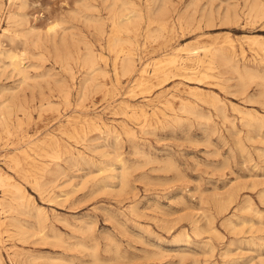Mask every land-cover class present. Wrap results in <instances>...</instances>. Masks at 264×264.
I'll use <instances>...</instances> for the list:
<instances>
[{"label": "rangeland", "instance_id": "obj_1", "mask_svg": "<svg viewBox=\"0 0 264 264\" xmlns=\"http://www.w3.org/2000/svg\"><path fill=\"white\" fill-rule=\"evenodd\" d=\"M0 1V32L9 26L4 47L23 50L22 65L30 66L21 74L0 56V102L8 105L11 129L1 126L0 168L29 197L26 209L0 214L9 227L0 264H264V49L251 39L264 43V0H134L141 28L137 37L122 31L119 45H130L131 36L138 68L148 63L152 71L175 47L183 54L191 46L225 45L240 69L255 75L241 81L217 59L215 77L202 84L169 73L139 87L135 75L113 74L107 33L100 38L97 30L101 19L110 31L108 17L128 12V0ZM10 10L19 25L8 21ZM163 18L169 27H160ZM54 21L61 26L46 32ZM90 49L107 56L105 77L88 72ZM30 158L49 171L28 170ZM11 215L27 225L24 232L10 225Z\"/></svg>", "mask_w": 264, "mask_h": 264}, {"label": "bare ground", "instance_id": "obj_2", "mask_svg": "<svg viewBox=\"0 0 264 264\" xmlns=\"http://www.w3.org/2000/svg\"><path fill=\"white\" fill-rule=\"evenodd\" d=\"M12 1L13 0H10L9 2L12 4ZM90 1V0H88ZM103 1V0H102ZM105 2V1H104ZM129 3H131L132 5V8H130V10L128 12H124V13H117L115 12L114 14H112L110 17L108 18H111V29L110 31H106V28H105V23L107 24V22L101 20V19H98L100 22L98 24V35L99 37H103V35H105V32L107 33L106 36V43H107V47L109 49V51H112L113 53V61H112V69L114 71L113 74H115L116 78L119 79L120 76H127V77H132V76H136L135 77V82L138 83V87L139 85H150L152 82H153V79L156 78H159L161 76H167L169 75V73H172L174 74L175 76L177 75H181V76H184L186 77L187 80H190V81H197L199 84H202L203 83V80L206 78V77H209V76H214L215 77V74H214V71H212V69L214 68L213 65H215L216 63V60L217 59H220L222 60V62L226 63V64H229L230 66H232V68L238 70L239 72V76H240V79L241 81H245L246 79H249L251 78V80L253 79V76H255L253 74V70L251 69H245V70H241L239 65H238V61L237 59L233 56V55H230L228 54L227 52L224 51V46L225 45H219L217 47H215V49L213 50V47H210L208 45H199V46H196V47H192L191 48H185L187 49L185 53H180L179 52V49L180 47H175L174 49H172L171 51H168V52H165L164 54L161 55V57L158 58L157 61H155V65H154V68L153 70L151 71V69L149 70L148 68V65H151V64H141V66L138 68L137 67V64H136V56H135V48L133 46H130L132 45V42L134 43V41L131 39V36H128V40L130 42V45L128 46H125V45H119V40H120V36L119 34L122 32V31H127V32H130V33H134V37H137L138 34H139V31H140V28H141V24H140V21L137 20V17L141 15V9L140 8H137L135 7L136 4H135V1L134 0H128ZM188 2V1H187ZM85 3V2H84ZM108 3V2H107ZM106 3V4H107ZM117 3V2H116ZM3 3L0 1V7ZM115 4V3H114ZM260 2H257L255 3L254 5H258V9L257 11L259 12L260 9H261V5H259ZM98 5V4H97ZM3 6V5H2ZM114 6V5H112ZM86 7V6H85ZM253 7V6H252ZM92 8V6H91ZM94 8V7H93ZM109 8V7H108ZM121 8V7H120ZM97 9V8H96ZM175 9V8H174ZM112 10V9H111ZM115 10V8L113 9ZM117 10V8H116ZM115 10V11H116ZM127 10V9H126ZM178 10V9H177ZM93 11V10H92ZM110 11V10H109ZM170 11V10H169ZM180 11V10H179ZM187 11V10H186ZM81 12V11H80ZM261 12V11H260ZM264 12V11H262ZM261 12V13H262ZM78 13V12H77ZM85 13V12H84ZM179 13V12H178ZM178 13L176 15H178ZM226 13V12H225ZM181 14V13H180ZM260 14V13H259ZM23 15V14H22ZM89 15V14H88ZM97 15V14H96ZM261 15V14H260ZM263 16V15H261ZM17 16H19V14L15 11V10H10L9 11V14H8V21H12V22H17L18 21V18ZM87 16V15H86ZM98 16L100 17V15L98 14ZM107 17V15H105ZM258 16V14H257ZM22 17L20 18V20H22ZM84 17V16H83ZM92 18V17H91ZM168 18V17H167ZM229 18V17H228ZM6 19V18H5ZM80 19V18H79ZM61 20V19H60ZM84 20V19H83ZM180 20V19H179ZM255 20V19H254ZM64 21V20H63ZM11 22V24H12ZM14 22V24H15ZM91 22V21H90ZM95 22V21H94ZM92 24V22H91ZM17 25L18 22H17ZM22 25V24H21ZM31 25V24H30ZM29 25V26H30ZM33 25V24H32ZM63 25V24H62ZM96 25V24H95ZM162 28H167L169 27L168 26V22L167 21H164V18H163V22H161L160 24ZM36 26V25H35ZM35 26H31L29 28V31L30 32H35L36 31V28H34ZM61 26V22L60 21H54V22H51L50 24H47V27L45 26V30L47 29L46 32H53V31H57V28ZM78 26V25H77ZM76 26V28H77ZM159 27V28H160ZM3 28V27H2ZM95 28V27H94ZM186 28V27H185ZM9 30V26L7 27H4V31L3 32H0V56H4L5 58H9V64L10 66H12L14 68V70H18V72L21 74L22 73H25L26 74V68H30L29 67H25L24 65H22L23 63V59H24V55H25V52L23 50L21 51H17L15 50V48L13 47H4V43L1 39L2 35L5 34V32H7ZM41 30V29H40ZM44 30V31H45ZM61 30L63 31V29L61 28ZM65 30L64 29V33H65ZM14 31V30H13ZM39 31V29L37 30ZM59 31V29H58ZM170 31V30H169ZM15 34L14 36H18V34H20L18 32V30H15L14 31ZM29 32V33H30ZM36 33V32H35ZM45 33V32H44ZM58 33V32H57ZM64 33H60V35H64ZM72 34L74 32H71ZM156 33V32H155ZM161 33V32H160ZM67 34V32L65 33V35ZM157 34V33H156ZM25 35H27L25 33ZM29 35V34H28ZM33 35V34H32ZM45 36V34H43ZM56 35V33H55ZM146 35V34H145ZM248 35V34H247ZM37 36V35H36ZM52 36V35H51ZM77 36V35H76ZM152 36V35H151ZM23 37V36H22ZM40 37V36H38ZM54 37V36H53ZM61 37V36H59ZM63 37V36H62ZM70 37V35H69ZM73 37H74V34H73ZM158 37V36H156ZM24 38V37H23ZM41 38V37H40ZM72 37H70L71 39ZM32 40V38H30ZM44 39V38H43ZM50 39V38H49ZM64 39V38H63ZM251 39H253L254 42H258V45L259 47L263 48L264 49V43L262 41H259V38L258 37H252ZM19 40V39H18ZM53 40V39H52ZM58 40V39H57ZM69 40V39H68ZM76 40V39H75ZM156 40V38H155ZM21 41V39H20ZM33 41V40H32ZM49 41V40H48ZM47 41V42H48ZM62 41V39H61ZM61 41L59 43V48H62L61 45ZM67 41V39H66ZM65 41V42H66ZM77 41V40H76ZM75 41V42H76ZM157 41V40H156ZM24 42V41H23ZM52 42V41H51ZM64 41H62V44H63ZM72 42V41H70ZM69 42V43H70ZM74 42V44H75ZM83 42V41H82ZM126 42V41H125ZM33 43V42H31ZM35 43V42H34ZM50 43V41H49ZM54 43V42H53ZM58 43V42H57ZM67 43V42H66ZM178 43V42H177ZM43 44V43H42ZM51 44V43H50ZM84 44V43H83ZM82 44V45H83ZM179 44V43H178ZM35 45V44H34ZM64 45V44H63ZM76 45L78 46V43L76 42ZM193 45V44H192ZM227 45H230L231 46H234L235 43L233 40H230L229 43ZM8 46V45H7ZM33 46V45H32ZM55 46V45H54ZM73 46V44L71 45ZM179 46V45H178ZM42 47V46H41ZM66 47L68 48V46L65 45V48L63 47V51L64 49H66ZM152 47V46H150ZM56 48V47H55ZM58 48V47H57ZM103 48V47H102ZM234 48V47H233ZM236 48V47H235ZM182 49V48H181ZM48 50V49H47ZM68 50V49H67ZM233 50V49H232ZM59 51V49H58ZM86 51V50H85ZM84 51V52H85ZM236 51V50H235ZM57 52V51H56ZM204 52V54H203ZM69 53V52H68ZM64 54V53H63ZM70 54V53H69ZM235 54V53H234ZM259 54V53H258ZM35 55V54H34ZM38 55V54H37ZM89 55V54H88ZM31 56V55H30ZM36 56V55H35ZM39 56V55H38ZM43 56V55H42ZM58 56V54L56 55ZM55 56V57H56ZM87 56V55H86ZM207 56V58L205 57ZM34 57V56H33ZM44 58V57H43ZM60 58V57H59ZM1 59V58H0ZM45 59V58H44ZM1 62V61H0ZM79 62V61H78ZM103 62L105 63V65L103 66ZM148 62V61H147ZM2 63V62H1ZM57 63V62H56ZM87 66H88V72H92L94 74V77L95 78H101V77H105L107 74H109V71L106 67L107 65V56L104 54L103 51H95L94 49H90V58L87 60ZM258 63V62H257ZM7 64V63H6ZM5 64V65H6ZM109 64V63H108ZM5 65L4 67L2 68H5ZM30 65V64H29ZM68 65V64H67ZM9 66V65H7ZM6 66V67H7ZM33 68H35L34 66H32ZM41 67V66H40ZM39 67V68H40ZM244 68V67H243ZM37 69V68H35ZM71 69V68H70ZM214 70V69H213ZM3 71V70H2ZM13 71V70H12ZM227 71V70H226ZM225 71V72H226ZM47 72V71H46ZM228 72V71H227ZM18 73V74H19ZM17 74V72H16ZM17 74V75H18ZM49 75V74H48ZM173 75V76H174ZM47 76V75H45ZM42 77V76H41ZM168 77V76H167ZM166 77V78H167ZM264 77V76H263ZM40 78V77H39ZM43 78V77H42ZM41 78V79H42ZM48 78V77H47ZM164 78V79H166ZM213 78V77H212ZM256 78V77H254ZM30 80L32 78H29ZM36 79V78H35ZM89 79V78H88ZM132 79V80H133ZM216 79V78H215ZM221 79V78H220ZM218 79V80H220ZM262 79V78H261ZM27 80V79H26ZM36 81V80H35ZM58 81V80H57ZM56 81V82H57ZM158 81V80H157ZM64 82V81H63ZM254 83V81H252ZM21 83V81H20ZM25 83V81H24ZM48 83V82H47ZM80 83V82H79ZM101 83H104L105 84V81L101 80ZM187 83V82H186ZM27 84V83H25ZM61 84V83H60ZM73 84V83H72ZM87 84V83H86ZM133 84V83H132ZM243 84V82L241 83ZM62 85V84H61ZM68 85V84H67ZM190 85V84H189ZM211 85V83H210ZM38 86V85H37ZM48 86V85H47ZM65 86V85H64ZM63 86V87H64ZM95 86V85H94ZM118 86V85H117ZM133 86V85H132ZM175 86V85H174ZM243 86V85H242ZM39 87V86H38ZM60 87V86H59ZM87 87V86H86ZM90 87V86H89ZM178 87V86H177ZM249 87V86H248ZM69 88V87H68ZM134 88V87H133ZM199 86H196L193 90H196L198 91L199 90ZM87 89V88H86ZM137 89V88H136ZM139 89V88H138ZM142 89V88H141ZM189 89V88H188ZM187 89V90H188ZM247 89V88H246ZM245 89V90H246ZM94 90V88L92 89V91ZM140 90V89H139ZM248 90V89H247ZM91 91V92H92ZM133 91V90H132ZM142 91V90H141ZM241 91V90H240ZM242 91H243V88H242ZM4 92V91H3ZM64 92V91H63ZM82 92V91H81ZM90 92V90H89ZM98 92V91H97ZM134 92V91H133ZM131 92V93H133ZM151 92V91H150ZM156 92V91H155ZM122 93V92H121ZM200 93V92H199ZM245 93V92H244ZM260 93V92H259ZM128 94V93H127ZM191 94V93H189ZM242 94V93H241ZM65 99H67L69 97V95H65ZM120 96V95H119ZM192 96V94H191ZM249 96V95H248ZM264 96V95H263ZM91 97V96H90ZM175 97V96H174ZM14 98V97H13ZM17 98V97H16ZM15 98V100H16ZM149 98V97H148ZM162 98V97H161ZM1 99V98H0ZM10 99V98H9ZM219 98L217 96H215L214 98V101L215 100H218ZM246 99V98H245ZM13 100V99H12ZM78 100V99H77ZM160 100V99H159ZM247 100V99H246ZM71 101V100H70ZM86 101V99H85ZM249 101H250V97H249ZM248 101V103H249ZM52 102V101H51ZM246 102V101H245ZM251 102V101H250ZM147 103V102H146ZM187 103V102H185ZM195 103V102H194ZM262 103V102H261ZM14 104V103H13ZM49 104V103H48ZM51 104V103H50ZM119 104V103H118ZM208 104V103H207ZM16 105V104H15ZM172 105V104H171ZM185 106H187L186 104H184ZM5 106H8L7 103L5 102H0V131H1V126L7 131V132H10V124H9V114L4 110V107ZM10 106V105H9ZM45 106V105H44ZM48 106V105H47ZM194 107V105H192ZM200 106V105H199ZM213 106V105H212ZM43 107V106H42ZM178 107V105H177ZM183 107V106H182ZM192 107V109H193ZM6 108V107H5ZM15 108V107H14ZM157 108V107H156ZM239 108V107H238ZM237 108V109H238ZM29 109V108H28ZM163 110V109H162ZM171 110V109H170ZM195 110V109H194ZM194 110L193 111V114H194ZM243 110V109H242ZM128 111V110H127ZM175 111V110H174ZM239 111V109H238ZM249 111V110H248ZM141 112L143 113V115L145 117L148 116L147 112L145 109H142ZM155 112V111H154ZM130 113V112H129ZM182 113H183V109H182ZM222 113V112H221ZM242 113V112H241ZM115 114V113H114ZM154 114V113H153ZM156 114V113H155ZM167 114V113H166ZM124 115V114H123ZM142 115V116H143ZM198 115V114H197ZM177 116V115H176ZM200 116V114H199ZM250 116V115H249ZM155 117V116H154ZM205 117V116H204ZM247 117V116H246ZM251 117V116H250ZM144 118V117H143ZM241 118V117H240ZM239 118V119H240ZM207 119V118H206ZM242 119V118H241ZM240 119V120H241ZM244 119V118H243ZM255 119V118H254ZM154 120V119H153ZM169 121V120H168ZM211 121V120H210ZM245 121V120H244ZM263 121V120H261ZM92 122L94 124H97V125H104L105 123L103 122V124H100L98 123L96 120H94V118L92 119ZM119 122V121H118ZM63 123V122H62ZM119 124V123H118ZM204 124V122H203ZM245 124L247 125H253V117L252 118H247V123L245 122ZM64 125V124H63ZM245 125V126H246ZM65 126V125H64ZM127 126V125H126ZM245 126H242V127H245ZM106 127V126H105ZM120 128V127H119ZM110 129V128H108ZM113 129V128H112ZM130 129V128H129ZM142 129V128H141ZM234 129V128H233ZM103 130V129H102ZM119 130V129H118ZM209 130V129H208ZM227 130V128H226ZM107 131V130H106ZM105 132V131H104ZM231 132V131H230ZM233 132V131H232ZM231 132V133H232ZM239 132H240V129H239ZM105 134V133H104ZM240 134V133H239ZM2 135V134H1ZM107 135V134H106ZM128 135V134H127ZM134 136V135H133ZM235 136V135H234ZM114 138V137H113ZM119 138V137H117ZM252 138V137H250ZM115 139V138H114ZM119 140V139H118ZM236 141V140H235ZM34 143V142H33ZM57 143V142H55ZM236 143V142H235ZM3 145V144H2ZM32 145V144H30ZM29 145V146H30ZM238 144L236 143V146ZM5 146V145H4ZM238 147L240 148V146L238 145ZM8 149V148H6ZM243 150V149H242ZM13 151V150H12ZM105 154V153H104ZM109 155V154H108ZM118 155V154H117ZM52 156V155H51ZM110 156V155H109ZM29 157V156H28ZM31 159V158H30ZM65 159V158H63ZM11 160L15 163V167H19V164H20V158L17 157V156H13L11 157ZM25 161V159H24ZM53 162V161H52ZM11 163V162H10ZM29 163V168L28 170H31L33 172H36V171H41L42 173H45L47 171H49V166L47 163L43 164V163H40V162H37L36 160L34 159H31L28 161ZM110 163V162H109ZM71 164V163H69ZM123 164V163H122ZM106 167V166H105ZM113 168V167H111ZM110 168V169H111ZM14 169V168H13ZM53 172V171H52ZM50 173V172H49ZM48 174V173H47ZM60 174V173H59ZM128 174V173H127ZM42 179V178H41ZM51 179V178H50ZM36 184H40V179L35 176L34 178ZM50 181V180H49ZM125 182V181H124ZM37 185V186H38ZM44 185V183H43ZM0 187H2L4 189V195H0V214L2 213V210L4 211H9V210H14V211H19L20 209H26L27 206L29 205L28 203V195L26 193V190H25V187L20 184V183H17L15 181H13V176L8 174L6 171H3L1 168H0ZM51 188V186H50ZM51 191V190H50ZM264 191V190H263ZM48 195V194H47ZM32 196V195H30ZM54 197V196H53ZM231 202V201H230ZM32 205V204H31ZM240 206V204H239ZM32 209H34L33 207L34 206H31ZM258 209V208H257ZM38 212L39 215H38V218L37 220L39 221L40 224H42L43 226L42 227H39L38 226V229L40 228V232H43L45 231V225L43 224L44 223V216L41 214L43 212V208L42 207H38ZM256 210V209H255ZM36 213V212H35ZM45 213V212H44ZM257 214V213H256ZM255 214V215H256ZM18 215V214H17ZM47 216V215H46ZM259 217V215H258ZM229 218V217H228ZM9 219H10V225L14 227L15 231L17 233H22L25 231V228L27 227V225L22 222V219L20 220L17 216L15 215H11L9 216ZM225 219V218H224ZM231 220V219H230ZM37 222V221H36ZM246 223V222H245ZM39 224V225H40ZM89 224V223H88ZM91 224V222H90ZM198 224V223H197ZM235 224V223H234ZM233 224V225H234ZM30 225V224H28ZM92 225V224H91ZM237 225V224H236ZM203 226V225H202ZM3 227H5L3 229ZM204 227V226H203ZM195 228V227H194ZM209 228V227H207ZM234 229V228H233ZM9 230V227H7V222L5 220V218L3 219L0 215V242H3V232H6ZM202 230V229H201ZM14 231V230H13ZM34 231V230H33ZM32 231V233H33ZM211 231V230H210ZM215 231V230H214ZM39 232V231H38ZM218 232V231H217ZM217 232H215L217 234ZM35 234V233H34ZM38 234V233H37ZM41 234V233H40ZM38 234V235H40ZM36 235V237L38 236ZM57 235V234H55ZM55 235L53 234V236L55 237ZM219 235V233H218ZM48 236V235H47ZM52 236V237H53ZM18 237V236H17ZM22 237V236H21ZM24 237V236H23ZM27 237V236H26ZM23 239V238H22ZM26 240V239H25ZM59 240V238H58ZM62 240V238H61ZM24 241V240H23ZM262 242V241H261ZM260 243V242H259ZM78 244V242H77ZM81 245V244H80ZM85 245V244H84ZM257 245V244H256ZM261 245V244H260ZM86 247V246H85ZM90 247V246H89ZM95 247V246H94ZM263 247V246H262ZM81 248V247H80ZM66 250V249H65ZM64 250V251H65ZM214 250V249H213ZM119 252V251H118ZM231 252V251H230ZM29 253V252H28ZM93 253V252H92ZM31 254V253H30ZM227 254V253H226ZM12 255V254H11ZM90 255V254H89ZM224 255V253H223ZM222 255V256H223ZM1 258V257H0ZM4 258V257H3ZM68 258V257H67ZM76 258V257H75ZM121 258V257H120ZM261 258V257H260ZM94 259V258H93ZM129 259V258H128ZM263 259V258H261ZM70 260H73V259H70L69 258V261ZM66 261V259H65ZM68 261V262H69ZM100 261V260H99ZM103 261V260H102ZM112 261V260H111ZM1 262V261H0ZM67 262V261H66ZM72 262V261H71ZM79 264V263H78ZM89 264V263H88ZM93 264H95L93 262ZM259 264H261V262H259Z\"/></svg>", "mask_w": 264, "mask_h": 264}]
</instances>
